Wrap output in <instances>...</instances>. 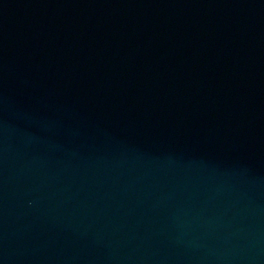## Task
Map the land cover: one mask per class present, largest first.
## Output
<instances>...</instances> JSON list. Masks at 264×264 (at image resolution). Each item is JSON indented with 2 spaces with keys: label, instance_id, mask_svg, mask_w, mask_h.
I'll use <instances>...</instances> for the list:
<instances>
[{
  "label": "water",
  "instance_id": "95a60500",
  "mask_svg": "<svg viewBox=\"0 0 264 264\" xmlns=\"http://www.w3.org/2000/svg\"><path fill=\"white\" fill-rule=\"evenodd\" d=\"M0 264H264V0H0Z\"/></svg>",
  "mask_w": 264,
  "mask_h": 264
}]
</instances>
